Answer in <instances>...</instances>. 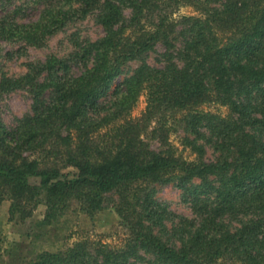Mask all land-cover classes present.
<instances>
[{
    "label": "trees",
    "instance_id": "1",
    "mask_svg": "<svg viewBox=\"0 0 264 264\" xmlns=\"http://www.w3.org/2000/svg\"><path fill=\"white\" fill-rule=\"evenodd\" d=\"M31 3L41 6L36 19L21 21L19 7L0 16V40L38 47L95 11L104 35L80 48L78 74L51 57L32 63L23 77L0 81V92L25 84L33 93L32 112L17 125L8 127L0 115V203L11 200L10 212L26 217L44 192L42 222L52 223L73 201L94 215L115 195L126 233L114 246L86 238L8 264H264V0ZM183 6L194 13L176 15ZM159 43L163 65L144 63L115 85L126 62ZM140 95L146 108L136 117ZM214 103L227 113L203 108ZM178 121L207 139L216 157L205 159L188 137L183 144L196 158L180 155L169 137ZM157 183L187 192L201 217L177 244L150 226L164 218L148 193ZM236 216L247 222L229 230L222 220Z\"/></svg>",
    "mask_w": 264,
    "mask_h": 264
},
{
    "label": "rangeland",
    "instance_id": "2",
    "mask_svg": "<svg viewBox=\"0 0 264 264\" xmlns=\"http://www.w3.org/2000/svg\"><path fill=\"white\" fill-rule=\"evenodd\" d=\"M33 0H0V16L10 13L15 8H21V21L36 19L39 15V5L32 4ZM98 11L84 19H76L67 23L61 30L47 38L41 46H26L22 42H9L0 40V81L3 78L17 79L30 72V65L42 64L49 58L67 62L70 74H78L82 70L79 60L80 48L85 41H95L104 35V30L98 21ZM129 16V9L126 10ZM194 10L190 6H183L176 15L192 14ZM179 46V42L176 43ZM165 47L162 43L157 44L151 51L140 58L126 62L122 67L121 75L116 79L115 85L122 87V82L131 76L135 70L144 63L151 66H161L167 56H164ZM47 73H42L36 79L41 82ZM29 85H23L7 91L0 92V115L8 127H13L27 114L32 112L33 93ZM47 96V94H45ZM113 97H107V106H111ZM146 108V97L140 95L132 114L140 116ZM205 110L226 114L228 109L218 104L204 105ZM183 114V113H182ZM179 116H181L179 114ZM152 127L155 121L151 123ZM176 130L171 132L170 141L174 144L178 153L187 159H195L196 154L186 145L184 139H197L199 145L204 148L205 159H213L218 154L207 139L197 138L185 124L178 121ZM149 134L148 140L153 148H158V139H152ZM264 137V134H263ZM194 184L200 183L199 179ZM214 185H217L215 181ZM206 194L213 196L212 190ZM148 193L150 198L159 207L158 211L164 218L151 221L150 226L155 234L166 241L179 243V236H186V231H194L201 217L199 211L191 203V197L187 192L180 189L175 183L153 184ZM117 196L108 197L105 207L89 215L83 211L75 201L71 202L66 214L52 223H43L46 214L45 193L41 192L36 206L29 216L22 217L20 214L10 212L11 200L0 203V264H8L11 257L20 255V258L31 259L36 251H58L77 241L86 239L90 243H105L108 246L118 244L119 238L126 233L120 224V216L115 207ZM155 203V205H157ZM229 230L239 229L246 217H224L222 220ZM180 231V233H179ZM179 233V234H177ZM99 241V242H98ZM96 246L95 244L92 247Z\"/></svg>",
    "mask_w": 264,
    "mask_h": 264
}]
</instances>
